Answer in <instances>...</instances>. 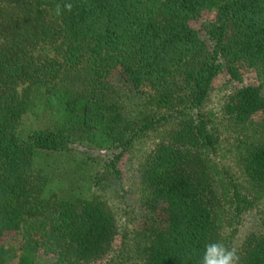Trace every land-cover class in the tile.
I'll return each mask as SVG.
<instances>
[{"label": "trees", "instance_id": "1", "mask_svg": "<svg viewBox=\"0 0 264 264\" xmlns=\"http://www.w3.org/2000/svg\"><path fill=\"white\" fill-rule=\"evenodd\" d=\"M204 11L216 12L205 25L210 46L191 25ZM112 61L123 65L121 79L133 89H162L156 101L166 113L125 119L117 104H107ZM260 66L264 0H0V264L15 257L17 264H37L42 255L52 264L105 259L117 235L112 208L98 193L66 191L47 161L75 139L118 148L108 166L119 183L124 153L161 125L168 130L143 183L164 227L142 264H200L205 246L223 244L224 228L255 206L237 184L231 201L219 193L212 157L221 138L203 108L223 69L243 82L242 67ZM224 111L233 127L246 129L264 112L262 86L234 89ZM32 113H43L47 123L23 130ZM238 148L244 175L264 195V134ZM17 232L18 255L6 239ZM238 257V264H264V218Z\"/></svg>", "mask_w": 264, "mask_h": 264}, {"label": "rangeland", "instance_id": "2", "mask_svg": "<svg viewBox=\"0 0 264 264\" xmlns=\"http://www.w3.org/2000/svg\"><path fill=\"white\" fill-rule=\"evenodd\" d=\"M216 18L215 11H204L198 20L191 25L200 31L204 39L208 40L205 25ZM209 46L212 43L208 42ZM110 67L104 83L107 86L105 102L117 104L125 119L136 120L145 115H162L166 109L160 107L156 98L162 89L146 90L144 92L133 89L131 85L121 79L122 64ZM243 82L232 79L226 69H223L214 79L209 98L203 112L209 119V127L221 138V149L214 159L217 168V189L224 200L231 201L232 185L237 184L240 190L255 201V206L243 216L235 220L232 226L223 230L224 245L235 249L237 255L241 254L243 244L251 232L259 230L264 218V195H260L244 175L238 159L242 149L238 148L241 141L259 140L263 136L264 112L255 115L246 129L232 126L225 114L224 107L231 92L242 85H260L264 92V67H242ZM77 87L84 82L78 77ZM71 83V77H68ZM47 117L41 113L27 114L21 127L28 130L33 127H43ZM168 127L161 125L159 130H153L147 135L137 138L133 145L124 153L119 163L122 179L119 183L114 181L112 168L108 165L114 156L121 150L114 147H99L87 141L76 140L71 144L68 152L54 155L47 161L51 174L61 177L66 191L75 186L84 188L85 196L98 193L112 208L117 225V235L111 252L108 256L93 264H142L146 248L155 234L164 227L160 217V205L152 207L149 203V192L143 183V173L149 157L154 153L161 137ZM93 177L98 181L91 180ZM82 186V187H81ZM62 188V189H64ZM230 203L227 204V209ZM230 216L231 213L228 212ZM233 216V214H232ZM23 238L22 232L6 237L11 252L18 255ZM15 257L10 264H17ZM37 264H52L49 257L42 255Z\"/></svg>", "mask_w": 264, "mask_h": 264}, {"label": "clouds", "instance_id": "3", "mask_svg": "<svg viewBox=\"0 0 264 264\" xmlns=\"http://www.w3.org/2000/svg\"><path fill=\"white\" fill-rule=\"evenodd\" d=\"M65 7L70 9L71 5L66 4ZM238 260L235 249H229L220 242H212L205 246L200 264H238Z\"/></svg>", "mask_w": 264, "mask_h": 264}]
</instances>
